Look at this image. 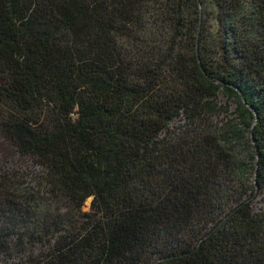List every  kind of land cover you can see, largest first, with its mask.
<instances>
[{
	"label": "trees",
	"instance_id": "1",
	"mask_svg": "<svg viewBox=\"0 0 264 264\" xmlns=\"http://www.w3.org/2000/svg\"><path fill=\"white\" fill-rule=\"evenodd\" d=\"M0 139V264H264V0H0Z\"/></svg>",
	"mask_w": 264,
	"mask_h": 264
},
{
	"label": "rangeland",
	"instance_id": "2",
	"mask_svg": "<svg viewBox=\"0 0 264 264\" xmlns=\"http://www.w3.org/2000/svg\"><path fill=\"white\" fill-rule=\"evenodd\" d=\"M208 10V21H207V29L210 33H213L215 30V21H214V8L210 3ZM215 105L216 108V116H211L210 122L212 125L219 127H226L227 124L234 125V113L237 106V103L234 102L233 99H229L225 95H220L217 99ZM223 112V113H220ZM226 129V128H225ZM237 129H240L238 132V138L228 137L226 145L230 148L231 155L244 165H248L249 162L255 163V153L253 147V141L251 139L249 130L243 129V127L237 126ZM218 130V129H217ZM0 166L5 169L18 171L20 174V178L24 181L29 180V176L32 174V164L30 161L18 154V152L12 148L8 143L4 140L0 139ZM263 198L258 196L256 202L260 203ZM90 201H86L85 210L88 209ZM260 207V204H256Z\"/></svg>",
	"mask_w": 264,
	"mask_h": 264
}]
</instances>
